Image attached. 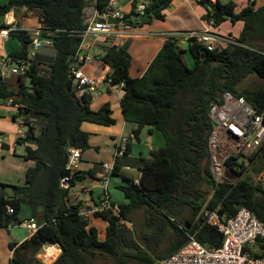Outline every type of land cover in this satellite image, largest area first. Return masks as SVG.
Segmentation results:
<instances>
[{"label": "trees", "instance_id": "1", "mask_svg": "<svg viewBox=\"0 0 264 264\" xmlns=\"http://www.w3.org/2000/svg\"><path fill=\"white\" fill-rule=\"evenodd\" d=\"M92 2L103 12L109 0H0V15L12 10L18 13L23 8L40 9L41 37L52 39L57 50L52 64L33 59L29 73L18 75L16 88L4 80L0 70V102L11 99L17 106L13 119L22 117L28 127L17 142L25 145L23 158L35 161L26 170L24 184L3 183L12 186L14 194L0 197V227L21 223L19 215L25 204L39 224V229L22 243L10 242L14 250L11 264H29L28 254L36 255L51 244L62 248L54 264H99L95 261L98 254L108 255L111 264H157L179 251L193 233L209 248L222 244V233L205 223L204 210H217L226 219L247 207L264 222V184L244 177L255 161L261 164L258 171L264 168V141L249 156L250 165L238 170L235 181L215 178L209 150L210 110L213 104L223 102L225 92L245 97L264 115V82L241 87L251 75L264 80V3L257 5L255 0L238 12L234 0H199L206 8V22L219 26L230 19L233 23L243 21L244 26L237 37L240 45L219 43L209 49L190 38L193 67L184 60L174 35L164 41L140 77H132L129 72V41L106 46L100 59L111 67L107 74L111 83H124L121 106L126 120L135 125L134 136L139 137L148 128L162 142L150 157L134 158L133 164L141 171L139 183L130 180V184L121 186L127 202L119 203L120 214L132 226L140 225L136 232L109 211L82 218L81 203L68 201L71 187L84 178L78 169H67L69 149L78 147L83 152L90 147L89 133L82 124L88 121L109 126L116 122L111 104L93 110L92 97H78L70 76L87 27L85 11ZM137 2L125 15L131 24H135L132 16L137 13ZM171 2L149 0L145 13L164 20ZM10 35L28 44L34 38L33 32L21 28ZM27 52L22 48L11 55ZM32 139L35 147L28 144ZM130 149L131 142L126 156ZM227 164L233 168L237 163L229 159ZM120 168V161L116 162L113 175H118ZM70 173V185L63 187L61 180ZM89 175L95 177V171L90 170ZM9 207L14 212H9ZM97 218L105 226L104 236L100 225L93 222ZM257 247L254 255L264 256V238L258 240Z\"/></svg>", "mask_w": 264, "mask_h": 264}, {"label": "crops", "instance_id": "2", "mask_svg": "<svg viewBox=\"0 0 264 264\" xmlns=\"http://www.w3.org/2000/svg\"><path fill=\"white\" fill-rule=\"evenodd\" d=\"M134 1H138V6L144 0H117V3L126 15L132 11ZM255 1L257 5L264 2V0H261V2ZM85 12L87 15H92L96 18L101 17L95 2H92ZM165 13L164 20L151 17L149 21L141 23L135 22V24H131L130 21L123 24L118 23L116 24V32L110 34H90L86 38L82 48L83 53H90L93 56L90 62L83 65L85 73L101 79L106 77L111 71V67L104 64L100 59L107 48L106 46L116 42L122 45L129 41L128 51L131 55L129 72L132 77H140L147 70L151 61L169 36L174 35L178 37L180 49L184 45H187L189 48V38L183 33L191 30L203 31L210 27V23L206 22L203 17L206 13V8L199 4V0H172L166 8ZM41 14L42 11L37 8H23L18 13L12 10L6 15H0V28L4 24H7L10 27L26 29L34 33L41 27ZM220 26L214 25L211 29L220 35L227 36L221 31ZM243 26L244 22L242 21L240 33ZM229 36L233 35L229 34ZM41 38L45 39L46 37ZM24 43L13 36L4 40L0 34V60L4 55L17 52L22 48L24 49ZM94 50L98 51L94 52ZM123 94L124 90L122 87L116 86L111 88L107 83H103L101 85V92L92 97L91 108L93 110H99L106 103L111 104L116 122L109 126L88 121L82 124V129L89 133L90 147L82 152L77 169L81 175H84V178L78 180L71 187L68 199L70 203H81V207L84 208L98 202L103 195V187L99 182L102 163L113 159L117 138L122 134L133 133V129L135 128V125L128 122L123 114L121 106ZM7 103L3 102L1 104L0 102V183L21 185L25 183L27 168L34 166L35 161L23 158L25 145L22 144L21 146L23 152L19 151V145L21 144L17 142V139L21 136V129L13 119L14 107L11 105L12 103L10 101ZM161 142L160 137L150 134L148 128H145L139 137L134 136L131 140V149L128 156L117 161H120L121 168L118 175H114L112 178L120 177V179L111 180L115 185L114 189L109 186L110 198L112 200L114 198V202L118 204L126 203L127 199L121 186L130 184L131 181L134 183H139L140 181L141 171L133 164L134 158L140 156L145 158L150 157L151 151L161 144ZM28 144L33 147L36 146L33 139L28 140ZM92 169L95 171V177L89 175V171ZM4 194L8 195L5 189L2 195ZM19 217L21 222L33 217L32 209L25 204ZM99 221L100 219L97 218L93 222L97 224L96 222ZM31 235L30 230L22 223L10 227H0V264H11L12 262L14 250L10 248V242L20 244Z\"/></svg>", "mask_w": 264, "mask_h": 264}, {"label": "built area", "instance_id": "3", "mask_svg": "<svg viewBox=\"0 0 264 264\" xmlns=\"http://www.w3.org/2000/svg\"><path fill=\"white\" fill-rule=\"evenodd\" d=\"M149 0L140 2L137 11H145ZM100 12V11H99ZM101 17L85 15L87 27L83 30V39L79 46L75 59L70 67V76L74 92L78 97L90 96L101 92V85L107 83L111 88L120 85H113L111 79H103L88 75L83 70V65L90 62L93 56L90 53H83L82 48L86 38L90 34H110L116 32V24L109 23L107 19L120 18L124 19L125 14L119 7L117 0H109ZM208 28L203 31L191 30L183 33L186 37L195 38L203 46L214 49L219 43L240 45L237 38L233 36H223L216 33L211 27L214 22H209ZM123 24V23H120ZM17 28L8 27L0 28V34L4 40L10 38V32ZM179 34V33H178ZM26 55L11 54L4 55L0 60L1 75L11 73L15 75H26L31 69L33 59L36 56L37 48L45 45H53L50 38H41L40 29L34 32V38ZM12 101L11 99L9 100ZM210 115L212 118V130L209 137V150L211 154V169L217 180H222L226 176L234 178L238 170L243 166L250 165L249 156L258 150L264 141V115L259 113L251 102L243 96H237L231 92L224 93L223 102L213 104ZM22 126L21 136H25L27 125L24 124L23 118L17 119ZM134 134L120 135L115 144L113 159L102 163V172L100 173L99 182L104 188L103 195L96 203L84 207L80 215L82 218H88L97 212L109 211L119 216L120 223L132 227V222L125 219L120 214V206L110 198L109 185L115 171L116 162L126 156L128 146ZM82 156L81 148L72 147L69 149L67 169L74 171L78 168ZM231 159L237 163L235 167H230L227 161ZM239 163V164H238ZM72 173L65 175L61 184L68 187L72 179ZM235 181L236 179H232ZM9 212H14L13 207L8 208ZM205 223L217 227L223 235L222 244L215 248H209L203 245L196 236V233L190 234L186 244L172 255L158 260L157 264H264V256L256 257L257 242L264 238V222L247 207H241L236 214L222 218L217 210H204L202 212ZM34 234L39 229L37 220L33 217L21 222ZM45 256L56 258L62 252L59 245L51 244L43 247Z\"/></svg>", "mask_w": 264, "mask_h": 264}, {"label": "rangeland", "instance_id": "4", "mask_svg": "<svg viewBox=\"0 0 264 264\" xmlns=\"http://www.w3.org/2000/svg\"><path fill=\"white\" fill-rule=\"evenodd\" d=\"M222 1L227 2L229 0H222ZM234 1L237 4V8H236L237 12L240 11L243 7H245L248 4V0H234ZM258 2H261V0H258ZM220 25H221L220 26L221 31H223L224 35L231 34L235 38L240 35V27L242 25V21H239V23H238V21H237V23L236 22L233 23L230 19H228ZM182 49H183L182 50V56H183L184 60L186 61L187 65L190 67H193L194 59H193L187 45H184ZM97 51L98 50H94V52H97ZM3 78L6 82H8L14 88H16L19 85L18 75L8 73ZM26 82L28 83V79H26ZM262 82H264V80L259 79L256 75H251L250 77H248L243 82L241 87H256V86L260 85ZM1 104H3V102H1ZM7 104H10V103H7ZM12 106L14 107V114H16L17 113V106L16 105H12ZM0 112H1V110H0ZM16 122L19 125L20 129H22V126L18 123L17 120H16ZM21 146H22V144L19 145V151L23 152V149ZM259 166H261V164L259 165L257 163V161H255L254 164H252L250 166V168L245 171L244 177H248L251 180H253L254 182L262 181L264 184V168L261 171H258ZM117 179H120V177L112 178L113 181H115ZM113 181L110 183L109 186H110V188L113 187V189H114L115 185L113 184ZM103 190H104V188L102 189V191ZM113 200H115V199L113 198ZM137 219H138V222H140L139 216ZM96 223L98 225H100V228L102 230L101 236H104L105 226H103V222L99 221ZM132 227H131L132 228L131 231L136 232L140 228V225L134 223V226H132ZM57 258H56V256L55 257L54 256H52V257L45 256L44 251H42L36 255L28 254V256H27V260H28L29 264H54V262L57 260ZM95 261L99 264H111V258L105 254H98Z\"/></svg>", "mask_w": 264, "mask_h": 264}, {"label": "water", "instance_id": "5", "mask_svg": "<svg viewBox=\"0 0 264 264\" xmlns=\"http://www.w3.org/2000/svg\"><path fill=\"white\" fill-rule=\"evenodd\" d=\"M132 19H134L136 23H141V22L149 21L151 19V16L145 13V11H140L133 14ZM100 20L105 21V19L102 17L100 18ZM130 20H131L130 18L120 19V18H112V17H109L107 19L109 23H114V24L128 23ZM30 47H32L30 44L26 42L24 43L25 50H28ZM56 54H57V50L53 45H45L41 48H37L35 59L38 62L52 64L55 61ZM238 176L239 174L236 173V176H234V178H231L229 176H226L225 178L231 180V179H236ZM5 187L6 186H4L3 183H0V197L2 196L4 189L5 192L8 194V196H12L13 187L12 186H8L6 188Z\"/></svg>", "mask_w": 264, "mask_h": 264}]
</instances>
